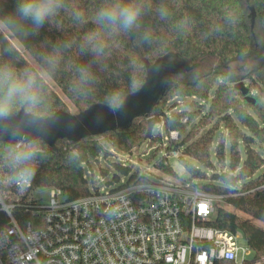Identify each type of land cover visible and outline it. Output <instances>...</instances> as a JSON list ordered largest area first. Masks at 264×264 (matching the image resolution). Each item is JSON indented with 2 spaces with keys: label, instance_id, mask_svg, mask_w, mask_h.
Masks as SVG:
<instances>
[{
  "label": "trees",
  "instance_id": "16d2710c",
  "mask_svg": "<svg viewBox=\"0 0 264 264\" xmlns=\"http://www.w3.org/2000/svg\"><path fill=\"white\" fill-rule=\"evenodd\" d=\"M106 2L66 0V10L37 34L24 36L0 27V63H10L18 71L28 68L43 77L52 115L71 112V106L79 113L93 104H105V96L113 91L123 93L125 99L145 83L147 62L154 64L167 55L181 56L192 69L173 75L166 94L150 116L136 118L126 129L79 142L60 139L56 151L44 142L46 155L37 159L32 186L25 194H19L14 186L18 170L11 166L9 153L15 145L0 142V192L5 193L7 203L15 205L13 215L23 227L31 221L27 195L32 189L59 188L67 199L90 194L92 185L83 164L90 166L100 155L106 157L109 153L104 144L96 141L98 138L106 137L117 150L131 153L144 142L162 141V128L167 133L177 130L181 135L191 120L184 122L187 114L173 110L176 105L166 108V103L176 97H195L207 103L201 117L199 110V124L210 122L192 144L180 145L184 146L182 158L188 155L194 160L181 158V163L203 190L223 196L228 205L249 217L243 219L220 207L209 225L243 234L254 251V261L264 264V227L256 223H264V104L260 99H264V0H143L146 11L140 27L126 34L106 32L96 24V11ZM12 7L13 0H0V13ZM74 13L80 15L79 21L73 19ZM94 33L106 45L102 58L80 51L81 41ZM144 34L149 36L148 42L142 40ZM63 41L72 42V47L63 51L58 68L49 76L43 57ZM28 55L47 77L29 61ZM210 58L218 63L201 69L200 63ZM80 66H90L95 75V82L83 86L84 91L77 90ZM240 81L249 88V96L255 94L251 96L254 103L235 89ZM134 82L138 85L135 91L131 90ZM150 117L157 123L152 137L146 140ZM161 164L160 168L175 173L171 166ZM115 169L122 175H131V180L146 178L129 165L115 163ZM31 202L35 204V200ZM8 224V215L0 210V227Z\"/></svg>",
  "mask_w": 264,
  "mask_h": 264
},
{
  "label": "built area",
  "instance_id": "2783aa9c",
  "mask_svg": "<svg viewBox=\"0 0 264 264\" xmlns=\"http://www.w3.org/2000/svg\"><path fill=\"white\" fill-rule=\"evenodd\" d=\"M162 134L163 146L178 158L180 149L173 145L180 133L162 128ZM83 166L93 183V170ZM166 176L139 181L123 175L108 180V188L94 183L90 194L75 199L55 187L48 188L47 201L32 199L30 192L33 215L25 227L0 192V210L9 217L0 227V264H259L243 234L209 225L219 195L196 180ZM14 186L25 194L32 179L20 184L17 175Z\"/></svg>",
  "mask_w": 264,
  "mask_h": 264
},
{
  "label": "clouds",
  "instance_id": "9594fccd",
  "mask_svg": "<svg viewBox=\"0 0 264 264\" xmlns=\"http://www.w3.org/2000/svg\"><path fill=\"white\" fill-rule=\"evenodd\" d=\"M64 10L66 0H13L12 9L0 13V27L24 36L37 34ZM145 11L143 0H107L96 11V24L106 32L130 33L140 27ZM165 14L162 10L161 18ZM80 18L78 13L73 14V19L79 21ZM141 38L144 42L150 39L147 34ZM71 47L72 42L63 41L43 57L47 75L56 71L63 51ZM80 51L102 58L106 54V45L94 33L81 41ZM78 73V91H84L83 86L95 82L90 66H80ZM137 86L134 82L131 90L135 91ZM123 99V93L113 91L105 96L104 103L115 111L122 106ZM19 109H23L22 115L18 113ZM51 116L43 77L28 68L18 71L10 63H0V136L7 135L17 141L9 153V160L18 170L20 184L31 181L37 171L35 162L46 155L42 138L48 134ZM25 129H31L37 135L31 137Z\"/></svg>",
  "mask_w": 264,
  "mask_h": 264
},
{
  "label": "water",
  "instance_id": "95a60500",
  "mask_svg": "<svg viewBox=\"0 0 264 264\" xmlns=\"http://www.w3.org/2000/svg\"><path fill=\"white\" fill-rule=\"evenodd\" d=\"M252 11L254 23L255 13ZM146 66L145 83L139 90L126 96L118 110L113 111L105 104L97 103L79 113L56 112L50 117L48 134L42 138L43 141L56 151V144L60 139L79 142L87 137L104 135L116 129H126L136 118L150 116L153 107L166 94L173 75L186 73L192 69L190 63L179 55H167L154 64L147 62ZM235 89L240 90L248 101L255 102V99L248 95L249 88L243 81L236 83ZM18 113L22 115L23 109ZM156 123V118H149L146 140L152 137ZM25 132L31 137L37 135L31 129H25ZM0 142L11 145L17 143L7 135L0 136Z\"/></svg>",
  "mask_w": 264,
  "mask_h": 264
},
{
  "label": "rangeland",
  "instance_id": "374dc122",
  "mask_svg": "<svg viewBox=\"0 0 264 264\" xmlns=\"http://www.w3.org/2000/svg\"><path fill=\"white\" fill-rule=\"evenodd\" d=\"M27 58L29 61L39 70L41 68L39 67L38 63L30 56L28 55ZM217 64L218 61L214 60L212 58L210 59H205L202 61L201 64V69H206L209 67L211 64ZM42 71V70H41ZM43 72V71H42ZM43 74L46 76V74L43 72ZM47 77V76H46ZM51 81V80H50ZM51 83V82H50ZM251 96H255V94H250ZM261 101L264 104V99L260 98ZM68 102V101H67ZM166 108L174 107L173 110H181L184 111L185 114H187L188 117L187 120H191L190 125H188L187 129L185 132H183L180 135V141L179 144L176 146V143L173 145V150L180 149L179 157H175L172 155V150L170 148L164 147L162 144V141L160 142H144L143 144L137 146L136 148L133 149L131 153H125L117 150L113 145L110 143V141L107 140L106 137H101L96 140L97 142H100L104 144L107 149L109 150V153L106 157L104 155H100L98 157V160L92 161L89 168L93 170L94 173V181H90L91 185L96 183V186L98 188L106 187L108 188L109 183H107L108 180H112L115 176H123L121 173H119L115 169V163H121V164H127L131 167H133L134 171L139 172L141 175L147 176L149 179H157V178H167L166 175L171 176L167 170L162 167L160 168L159 166L162 165V162H168V166L174 170L176 173L178 179L180 181H188L190 180V173L186 170V168L183 166L181 163V158L183 154V148L187 144H192L195 140H197L200 135L203 133L204 126L208 125L209 122L205 121L203 124L200 123V117L202 116L203 112H205L204 106L207 105V103H202L195 97H187V98H182V97H176L168 103H166ZM170 105V106H169ZM71 106V105H70ZM199 110H201V115L199 117ZM71 113L74 112L73 106L70 107ZM193 119V120H192ZM187 122V123H188ZM208 122V124H207ZM156 125V124H155ZM157 131V128L154 129V133ZM218 140V138H216ZM216 140V141H217ZM183 143V144H182ZM184 145V146H180ZM180 146V147H179ZM182 159L184 160H189V161H194L190 156H185ZM212 160L214 166H216L217 169L220 168V164H218L216 158L214 155H212ZM197 164V163H195ZM198 165V164H197ZM219 167V168H218ZM87 167L85 169V173L87 174L88 178L90 179V174L87 172ZM209 171V170H208ZM107 175V177H106ZM92 178V179H93ZM175 182H178V180H172ZM116 184V183H115ZM111 187V185H110ZM32 199H38V200H44L47 201L49 198V189L48 188H37V189H32ZM216 208H224L225 210H229L231 212H234L238 214L240 217L243 219H248L249 217L234 209L232 206L228 205L224 201V197L219 196L217 197L215 201ZM251 221L255 222V220L250 219ZM258 225H261L264 227V223L262 222H257ZM241 244H246L245 240L241 238L240 240Z\"/></svg>",
  "mask_w": 264,
  "mask_h": 264
},
{
  "label": "snow or ice",
  "instance_id": "6c2138e0",
  "mask_svg": "<svg viewBox=\"0 0 264 264\" xmlns=\"http://www.w3.org/2000/svg\"><path fill=\"white\" fill-rule=\"evenodd\" d=\"M201 207H202V209H203L204 206H201Z\"/></svg>",
  "mask_w": 264,
  "mask_h": 264
}]
</instances>
